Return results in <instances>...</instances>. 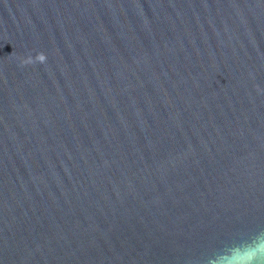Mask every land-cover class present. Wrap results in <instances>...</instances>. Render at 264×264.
<instances>
[{
	"label": "water",
	"instance_id": "obj_1",
	"mask_svg": "<svg viewBox=\"0 0 264 264\" xmlns=\"http://www.w3.org/2000/svg\"><path fill=\"white\" fill-rule=\"evenodd\" d=\"M255 232L264 0H0V264H214Z\"/></svg>",
	"mask_w": 264,
	"mask_h": 264
},
{
	"label": "clouds",
	"instance_id": "obj_2",
	"mask_svg": "<svg viewBox=\"0 0 264 264\" xmlns=\"http://www.w3.org/2000/svg\"><path fill=\"white\" fill-rule=\"evenodd\" d=\"M36 59L44 62L46 56L41 53ZM208 259L213 260L214 264H264V236L260 232L251 233L243 243L231 246L228 251H221Z\"/></svg>",
	"mask_w": 264,
	"mask_h": 264
}]
</instances>
